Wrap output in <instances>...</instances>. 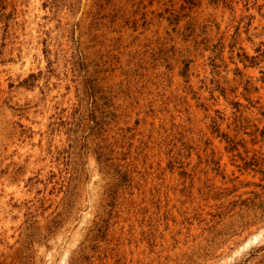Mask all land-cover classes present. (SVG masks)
<instances>
[{"label":"rangeland","instance_id":"obj_1","mask_svg":"<svg viewBox=\"0 0 264 264\" xmlns=\"http://www.w3.org/2000/svg\"><path fill=\"white\" fill-rule=\"evenodd\" d=\"M262 133L264 0H0V264H264Z\"/></svg>","mask_w":264,"mask_h":264},{"label":"trees","instance_id":"obj_2","mask_svg":"<svg viewBox=\"0 0 264 264\" xmlns=\"http://www.w3.org/2000/svg\"><path fill=\"white\" fill-rule=\"evenodd\" d=\"M262 136H264V133H262ZM224 141L226 143L225 146V150L227 152H233L237 150V145L239 143H241V145L243 146L244 144H242L243 142L241 141H235L234 139H230L229 137H227L226 135L224 136ZM237 157L236 161H239V163L235 166L237 168V170L240 172V174H243L245 172L251 171L253 173H260L261 175V179H264V155L257 157L255 154H252L251 156H243L241 154H236L235 155ZM220 178L222 181H224V183L226 182V176H224L222 173L219 174ZM229 183H235L237 181V177H233V178H229L227 180ZM262 189L264 190V186H261ZM236 187L233 186V189L230 190L229 192L234 191ZM233 204H237L236 201H232L230 203L231 207ZM240 205H242L241 207H244L245 209H250V210H259L260 214L263 213L264 211V194L262 195V199L261 201H259L258 203H255V198H249L245 201H242L241 203H239ZM239 216H242L241 214Z\"/></svg>","mask_w":264,"mask_h":264}]
</instances>
